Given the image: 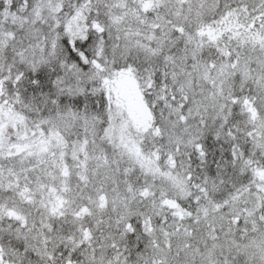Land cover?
Listing matches in <instances>:
<instances>
[{
	"label": "snow or ice",
	"instance_id": "obj_1",
	"mask_svg": "<svg viewBox=\"0 0 264 264\" xmlns=\"http://www.w3.org/2000/svg\"><path fill=\"white\" fill-rule=\"evenodd\" d=\"M0 264H264V0H0Z\"/></svg>",
	"mask_w": 264,
	"mask_h": 264
}]
</instances>
